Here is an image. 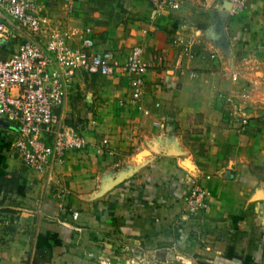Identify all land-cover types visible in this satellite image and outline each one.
Returning a JSON list of instances; mask_svg holds the SVG:
<instances>
[{
    "label": "crops",
    "instance_id": "crops-1",
    "mask_svg": "<svg viewBox=\"0 0 264 264\" xmlns=\"http://www.w3.org/2000/svg\"><path fill=\"white\" fill-rule=\"evenodd\" d=\"M229 2L75 1L65 16L91 25L100 49L124 61L143 46L149 112L129 104L128 75H99L109 114L80 128L85 150L45 172L23 163L0 117V264H98L91 253L110 235L141 242L180 224L183 239L206 242L197 257L183 251L195 264H264V0L236 13ZM195 181L209 209L191 217Z\"/></svg>",
    "mask_w": 264,
    "mask_h": 264
},
{
    "label": "built area",
    "instance_id": "built-area-1",
    "mask_svg": "<svg viewBox=\"0 0 264 264\" xmlns=\"http://www.w3.org/2000/svg\"><path fill=\"white\" fill-rule=\"evenodd\" d=\"M75 1L65 0L68 14L74 11ZM138 1L164 10L179 9L185 0ZM229 1L236 13L249 0ZM67 18H52L37 0H0V117L16 133L14 146L23 163L38 172L63 163L69 152L88 147L85 134L68 125L62 114L79 72L128 75L129 104L149 112L143 87L151 65L143 59V46H133L126 59L119 61L116 51L98 47L91 25L79 29ZM12 45L16 48L9 52ZM106 146L99 147V152ZM184 200L192 214L209 209L206 189L197 181ZM73 216L76 219L78 213Z\"/></svg>",
    "mask_w": 264,
    "mask_h": 264
},
{
    "label": "rangeland",
    "instance_id": "rangeland-1",
    "mask_svg": "<svg viewBox=\"0 0 264 264\" xmlns=\"http://www.w3.org/2000/svg\"><path fill=\"white\" fill-rule=\"evenodd\" d=\"M37 1L43 5L45 12L47 11L52 18L55 10H65V4L62 0ZM62 2L64 8L61 5ZM67 14L65 12L63 17L65 18ZM15 48L16 46L12 45L8 50L11 52ZM110 87L111 84L100 80L99 75L89 77L87 73L79 72L76 84L66 99L68 106V116L65 117L66 123L80 131V128H83L84 124L90 120L99 119L100 116L104 118L109 114L110 111L100 113L99 107H103L109 100L104 92L106 89L109 92ZM193 215L197 214L190 213L191 217ZM166 231V233L146 238L141 242L110 235L107 239L96 243V249L95 252L91 253V259L98 264H195V260L191 261L183 256V251L197 257L194 243L204 246L206 242L200 238L196 239L197 242L191 240V243L189 240L183 239V224L174 225L169 229L167 228ZM187 232L195 236L194 229ZM195 259L204 261L200 258Z\"/></svg>",
    "mask_w": 264,
    "mask_h": 264
},
{
    "label": "trees",
    "instance_id": "trees-1",
    "mask_svg": "<svg viewBox=\"0 0 264 264\" xmlns=\"http://www.w3.org/2000/svg\"><path fill=\"white\" fill-rule=\"evenodd\" d=\"M57 242H60V241H57ZM234 255H235V254H234L233 252H230V250H229V252L227 253V256H228V257H233ZM199 264H211V263L206 262V261H200Z\"/></svg>",
    "mask_w": 264,
    "mask_h": 264
},
{
    "label": "water",
    "instance_id": "water-1",
    "mask_svg": "<svg viewBox=\"0 0 264 264\" xmlns=\"http://www.w3.org/2000/svg\"><path fill=\"white\" fill-rule=\"evenodd\" d=\"M230 3V2H229ZM229 5V4H228Z\"/></svg>",
    "mask_w": 264,
    "mask_h": 264
}]
</instances>
